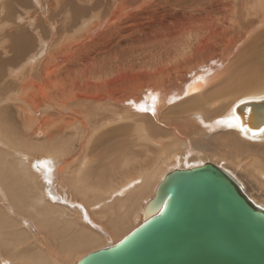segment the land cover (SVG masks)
<instances>
[{
	"label": "bare ground",
	"instance_id": "bare-ground-1",
	"mask_svg": "<svg viewBox=\"0 0 264 264\" xmlns=\"http://www.w3.org/2000/svg\"><path fill=\"white\" fill-rule=\"evenodd\" d=\"M32 1L0 3V264L114 244L173 168L264 190V125L244 104L264 100V30L238 49L264 0Z\"/></svg>",
	"mask_w": 264,
	"mask_h": 264
},
{
	"label": "water",
	"instance_id": "water-1",
	"mask_svg": "<svg viewBox=\"0 0 264 264\" xmlns=\"http://www.w3.org/2000/svg\"><path fill=\"white\" fill-rule=\"evenodd\" d=\"M259 102H244L253 128L264 125ZM141 215L120 240L75 264H264V207L213 163L169 170Z\"/></svg>",
	"mask_w": 264,
	"mask_h": 264
},
{
	"label": "rangeland",
	"instance_id": "rangeland-1",
	"mask_svg": "<svg viewBox=\"0 0 264 264\" xmlns=\"http://www.w3.org/2000/svg\"><path fill=\"white\" fill-rule=\"evenodd\" d=\"M4 1V0H0V3L2 4V2ZM11 3H13V2H11ZM1 4H0V6H1ZM19 5L18 4H11V8H12V12H13V16H16V14H18L20 11H19V7H18ZM24 6L27 8V10L29 11L30 9H35V8H37V6L35 7V4L33 3V1L32 0H29V1H27L26 0V2H25V4H24ZM23 6V7H24ZM47 9L50 7V3H48L47 4ZM49 10V9H48ZM48 10H46L45 11V13L47 14L48 13ZM2 16V17H1ZM4 17V10H3V6L2 7H0V20H1V18H3ZM23 18H21V19H23V20H17V28H19V27H21V25H23L24 24V17L25 16H22ZM23 21V22H22ZM1 23V22H0ZM20 23V24H19ZM2 24V23H1ZM0 24V25H1ZM241 28V27H240ZM240 28H238L239 30H241ZM264 30V21L263 22H261L260 24H258L255 28H254V30H252L251 32H250V34L245 38V40L243 41L242 40V42L238 45V49L240 50V49H242L243 47H245V49L246 48H248V46L250 45V43H251V41H253V39H254V37L255 36H257L258 34H260V32H262ZM10 37L11 36H9V37H2V39H9L10 40ZM4 41H6V40H4ZM256 41H257V43L258 42H260L261 40H257V39H255L254 41H253V44H255L256 43ZM236 51L237 50H234L232 53L233 54H235L236 53ZM231 58H233V57H231ZM262 155H264V154H262ZM208 159H210V158H207L205 161H208ZM220 161H223V160H220ZM220 161L218 162V163H220ZM221 163H223V164H225V162L223 161V162H221ZM226 164H229V163H226ZM229 167L230 168H233V167H231V165L229 164ZM233 170V173L235 172V171H240V170H236L235 169V171H234V169H232ZM236 173V174H235ZM234 174L236 175V177H237V175H238V178H241L242 179V183H244L243 184V187L242 188H244L243 190H245V193L246 194H249L250 196H252V197H255L256 198V200H257V198H258V200H262L263 202H264V190L255 182V181H253V180H251L250 178H247V177H249V176H247L246 174L244 175L241 171L240 172H235ZM240 173H242V175H240ZM242 176V177H241ZM243 176H247V177H243ZM247 180V181H246ZM246 188V189H245ZM262 189V190H261ZM261 192V193H260ZM251 197V198H252ZM261 197V198H260ZM261 202V201H260ZM141 219H142V217H141ZM85 251H87V250H85ZM66 263H68V264H70L71 262L69 261V259H66V261H65V263L64 264H66ZM72 264V263H71Z\"/></svg>",
	"mask_w": 264,
	"mask_h": 264
},
{
	"label": "snow or ice",
	"instance_id": "snow-or-ice-1",
	"mask_svg": "<svg viewBox=\"0 0 264 264\" xmlns=\"http://www.w3.org/2000/svg\"><path fill=\"white\" fill-rule=\"evenodd\" d=\"M261 131H264V129H261Z\"/></svg>",
	"mask_w": 264,
	"mask_h": 264
}]
</instances>
